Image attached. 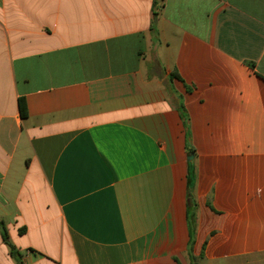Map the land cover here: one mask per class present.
I'll return each instance as SVG.
<instances>
[{
  "label": "crops",
  "instance_id": "obj_1",
  "mask_svg": "<svg viewBox=\"0 0 264 264\" xmlns=\"http://www.w3.org/2000/svg\"><path fill=\"white\" fill-rule=\"evenodd\" d=\"M154 1L0 0V264H264V0Z\"/></svg>",
  "mask_w": 264,
  "mask_h": 264
},
{
  "label": "trees",
  "instance_id": "obj_2",
  "mask_svg": "<svg viewBox=\"0 0 264 264\" xmlns=\"http://www.w3.org/2000/svg\"><path fill=\"white\" fill-rule=\"evenodd\" d=\"M163 1L164 0H155L154 1L153 15L156 18L159 16V11L161 10V8L163 6ZM19 107H20V112H21L22 117L26 118L28 116V111H27V106H26L24 99H20ZM180 111H181L182 117L184 118V120H186L187 117H186V112H185V108L183 105L180 106ZM190 152H192V150H190ZM192 190H193V185H192L191 180H190L189 181V193H188V201H189L190 205L191 204L194 205ZM0 230L2 231L4 238L7 240L8 234H7L5 226L2 223H0ZM192 243L193 242L190 243V247H191ZM10 252H11L12 257H14L16 259L18 264H22L21 255L18 252H16V250L14 249V247L12 245H10Z\"/></svg>",
  "mask_w": 264,
  "mask_h": 264
},
{
  "label": "water",
  "instance_id": "obj_3",
  "mask_svg": "<svg viewBox=\"0 0 264 264\" xmlns=\"http://www.w3.org/2000/svg\"><path fill=\"white\" fill-rule=\"evenodd\" d=\"M193 158V156H190V159L189 160H191Z\"/></svg>",
  "mask_w": 264,
  "mask_h": 264
}]
</instances>
